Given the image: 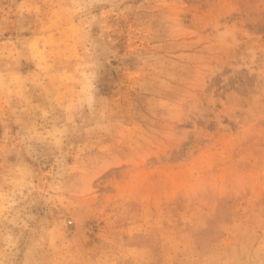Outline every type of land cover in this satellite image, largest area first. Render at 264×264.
Here are the masks:
<instances>
[{"label": "rangeland", "instance_id": "1", "mask_svg": "<svg viewBox=\"0 0 264 264\" xmlns=\"http://www.w3.org/2000/svg\"><path fill=\"white\" fill-rule=\"evenodd\" d=\"M0 264H264V0H0Z\"/></svg>", "mask_w": 264, "mask_h": 264}]
</instances>
